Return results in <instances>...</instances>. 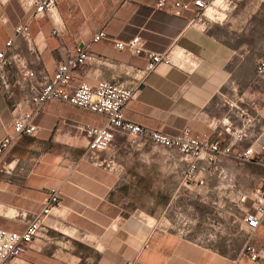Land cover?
<instances>
[{
	"label": "crops",
	"instance_id": "1",
	"mask_svg": "<svg viewBox=\"0 0 264 264\" xmlns=\"http://www.w3.org/2000/svg\"><path fill=\"white\" fill-rule=\"evenodd\" d=\"M173 1L189 8L176 14ZM191 1L169 0L159 8L155 0H57L50 18L33 16L32 7L19 0H0V50L14 39L12 53L35 73L28 84L40 86L76 45H87L91 59L73 71V85L109 80L130 87L134 96L124 107L126 120L167 134L189 127L228 150L217 163L238 161L235 154L249 144L264 146V71L256 70L264 61V0H213V12L199 20ZM21 22L28 24L30 39L15 36ZM99 31L106 37L92 41ZM134 37L142 54L113 45ZM152 52H169L172 64L147 71L146 54ZM17 62L5 67L11 87L0 85V139L12 131V104L29 93L28 84L15 83ZM229 102L258 115L250 140L232 141L238 118ZM33 122L38 133L22 135L0 163V227L23 231L50 190L59 192L60 203L51 206L29 251L11 264H264V219L244 243L262 251L251 261L241 254L244 245L235 256L203 247L149 214L158 210L152 202L138 204V195L162 193L167 182L168 157L157 153L177 155L173 163L184 174L187 162L176 152L152 144L156 154L145 156L143 167L129 168L126 183L121 161L111 168L102 152L87 150L83 128L105 125L104 115L47 101ZM254 161L264 170V150ZM210 169L199 175L204 181ZM259 179L264 187V171Z\"/></svg>",
	"mask_w": 264,
	"mask_h": 264
},
{
	"label": "built area",
	"instance_id": "2",
	"mask_svg": "<svg viewBox=\"0 0 264 264\" xmlns=\"http://www.w3.org/2000/svg\"><path fill=\"white\" fill-rule=\"evenodd\" d=\"M23 6L32 7V15H47L50 18L57 7V0H19ZM129 1V0H123ZM159 8L169 4V0H155ZM195 7L194 16L199 20L206 15L207 11L213 12V0H192ZM171 8L176 14L179 9H188V3L180 1L171 2ZM15 36L30 39L28 24L21 22L15 26ZM56 30H53L55 33ZM106 37L104 31L95 33L92 41H98ZM14 39H9L5 43V48L0 50V85L4 90L11 87L5 73V67L11 62H17L18 73L15 83L19 87H26L27 81L35 77V73L27 64L12 53ZM117 49H126L132 54H142L140 38L134 37L128 41H113ZM148 59L146 70L153 71L159 64H172L169 52L147 53ZM91 59V53L87 45H76L73 54L64 61L57 64L53 76L43 82L40 86L29 85V93L21 101L12 104V131L0 139V163L3 157L15 145L22 135H35L39 128L33 122V118L39 113L42 105L47 101H63L74 107L86 109L90 112L102 114L106 117V124L103 126L84 127L83 131L88 139L87 150L91 155H96L109 149L114 141L116 133H128L147 139L155 146H160L168 151L176 152L181 159L187 162L184 171V179L188 182H195L199 185L204 180L199 175L215 167L219 158L228 154L227 149H220L217 142L201 139L194 134L189 127L178 130L175 134H167L160 130L148 129L142 125L130 122L123 116L126 104L134 96L132 88L121 83L109 80H99L91 85L80 82L73 85L71 82L72 73L77 68H82ZM17 60V61H16ZM257 72L264 71V61H259L256 66ZM229 108L234 111L238 118V125L230 131L232 141L239 143L250 140L254 136V126L259 118L256 113H252L248 107L240 106L236 102H229ZM264 150L262 145L255 149L253 143L247 148L238 151L235 158L240 162H255L254 156ZM45 206L34 215L26 228L21 231L8 230L0 227V264H11L12 260L18 256L25 255L32 247L34 241L39 237L45 228V218L50 213L53 205L60 203V194L56 190H50L45 199ZM264 219V187L258 185L253 190V206L251 210L245 211L243 222L246 228L254 231ZM261 250L254 245L246 243L241 254L256 261ZM129 264V263H127Z\"/></svg>",
	"mask_w": 264,
	"mask_h": 264
},
{
	"label": "rangeland",
	"instance_id": "3",
	"mask_svg": "<svg viewBox=\"0 0 264 264\" xmlns=\"http://www.w3.org/2000/svg\"><path fill=\"white\" fill-rule=\"evenodd\" d=\"M151 145L147 139L120 133L100 157L110 162L111 168H118V161H121L128 183L129 168L143 167L144 157L156 154ZM157 154L168 157L167 182L163 181L162 193L158 189L153 196L138 195V204L152 202L158 210L149 214L156 220L162 218L169 228L193 238L203 247L235 256L253 232L246 228L243 216L245 211L252 209L253 190L260 185V173L264 171L260 164L234 159L226 164L217 163L215 167L210 166L204 183L199 185L184 179L182 169L173 163L177 155ZM161 204L163 212L159 210Z\"/></svg>",
	"mask_w": 264,
	"mask_h": 264
}]
</instances>
